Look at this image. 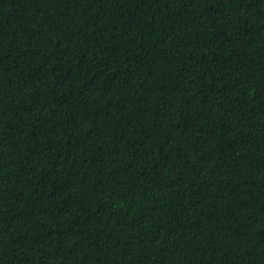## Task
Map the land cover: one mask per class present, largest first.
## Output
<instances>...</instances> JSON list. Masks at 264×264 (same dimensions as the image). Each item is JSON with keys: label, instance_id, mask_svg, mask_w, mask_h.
<instances>
[{"label": "trees", "instance_id": "1", "mask_svg": "<svg viewBox=\"0 0 264 264\" xmlns=\"http://www.w3.org/2000/svg\"><path fill=\"white\" fill-rule=\"evenodd\" d=\"M0 264H264V0H0Z\"/></svg>", "mask_w": 264, "mask_h": 264}]
</instances>
